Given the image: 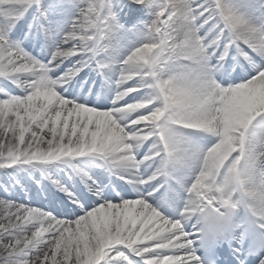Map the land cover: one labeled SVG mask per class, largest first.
Wrapping results in <instances>:
<instances>
[{
  "label": "snow or ice",
  "instance_id": "1",
  "mask_svg": "<svg viewBox=\"0 0 264 264\" xmlns=\"http://www.w3.org/2000/svg\"><path fill=\"white\" fill-rule=\"evenodd\" d=\"M0 194V264H264V0H0Z\"/></svg>",
  "mask_w": 264,
  "mask_h": 264
},
{
  "label": "bare ground",
  "instance_id": "2",
  "mask_svg": "<svg viewBox=\"0 0 264 264\" xmlns=\"http://www.w3.org/2000/svg\"><path fill=\"white\" fill-rule=\"evenodd\" d=\"M0 198H4L3 194H0ZM6 242V241H5Z\"/></svg>",
  "mask_w": 264,
  "mask_h": 264
}]
</instances>
